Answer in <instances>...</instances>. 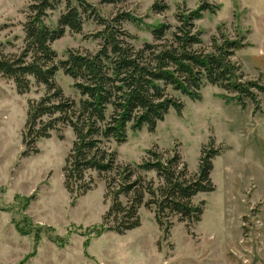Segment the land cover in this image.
Returning <instances> with one entry per match:
<instances>
[{"label":"rangeland","instance_id":"1","mask_svg":"<svg viewBox=\"0 0 264 264\" xmlns=\"http://www.w3.org/2000/svg\"><path fill=\"white\" fill-rule=\"evenodd\" d=\"M30 1L0 0V44L6 54H18L23 48V23ZM155 1L165 3L168 8L154 12L151 7ZM204 1L218 9L215 13L204 12L195 21L201 32L202 48L210 51L213 37L220 36V26L229 38L243 35L245 42L253 28L250 40L255 49L261 46L264 0ZM85 2L105 19L119 12H130L136 22H123L122 27L131 35L129 43L140 48L145 42L152 43L154 26L167 23L174 28L178 9H195L201 0ZM64 10L62 4L49 12L46 23L55 27ZM88 14L89 11L82 13L80 33L67 29L51 44L56 62L65 59L71 49L97 51L99 41L92 35L101 27ZM243 48L235 51L232 60L245 74L243 80L262 84L258 70L253 68L252 73L249 69L251 61L242 60L247 50ZM55 82L65 96L79 98L72 79L62 70L57 72ZM45 93L43 86L32 82L30 91L19 94L13 81L0 74V264H264V211L260 205L248 203V196L231 194L232 177L250 167L240 163L235 170L236 163L233 168L231 154L226 151L236 145L230 131L236 134L251 126L249 120L244 121L249 118L246 104L255 106L250 98H244L247 103L238 111V107L221 103L237 94L215 85H204L201 100L170 92L183 104L180 113L170 109L153 131L144 127L128 132L123 143L106 144V148L116 152L118 164L139 163L146 151L153 148L176 151L190 174L197 172L204 146L211 141L214 148L220 149L211 172L215 189L194 198L196 204L204 202L198 223L174 222L165 233L155 222L153 212L142 206L140 226L118 234L106 230L102 220L109 204L104 201L102 175L87 172L93 187L78 197H72L64 187L63 167L74 139L69 127L62 126L50 138L40 139L36 144L38 152L22 156L28 101L38 100ZM97 227L104 229L99 236H95Z\"/></svg>","mask_w":264,"mask_h":264},{"label":"trees","instance_id":"2","mask_svg":"<svg viewBox=\"0 0 264 264\" xmlns=\"http://www.w3.org/2000/svg\"><path fill=\"white\" fill-rule=\"evenodd\" d=\"M62 4L65 10L55 27L49 26V12ZM167 8L159 1L151 7L156 13ZM217 9L204 0L195 9L179 8L174 28L167 23L154 26L152 43L135 48L128 41L131 35L122 27L123 22H136L130 12L105 19L85 0H31L23 23L22 50L6 54L0 44V74L13 81L17 92L27 93L32 82L46 91L38 100L28 101L22 156L38 152L40 139L50 138L62 126L69 127L74 139L63 167L64 187L72 197H78L93 187L87 172L102 175L104 201L109 203L102 218L106 230L124 234L139 227L142 206L153 212L165 233L174 222L195 224L201 220L204 202L196 204L194 198L215 189L211 172L213 159L220 153L211 141L203 147L194 174L188 173L176 151L153 148L139 163L118 164L116 152L106 148L112 141L125 142L130 131L144 127L153 131L170 109L180 113L183 104L170 92L201 100V89L210 84L235 92L233 99L242 107L244 98H250L258 109L252 89L264 92V85L243 80L245 74L232 60L235 51L247 45L243 35L229 38L220 26V36L213 37L210 51L201 47V32L195 21L204 12L215 13ZM88 11V17L94 16L101 27L92 35L99 48L95 52L71 49L65 59L56 62L51 44L67 29L80 33L82 13ZM59 70L72 79L77 100L65 96L56 84ZM95 229V236L104 230Z\"/></svg>","mask_w":264,"mask_h":264},{"label":"crops","instance_id":"3","mask_svg":"<svg viewBox=\"0 0 264 264\" xmlns=\"http://www.w3.org/2000/svg\"><path fill=\"white\" fill-rule=\"evenodd\" d=\"M261 30L264 33V25L261 22ZM249 37L247 38V45L244 46L245 58L242 60H250L252 65L249 67L253 73L255 71L261 74V82L264 85V37L262 38L261 46L255 49V44L250 40L253 34V28H251ZM252 51V52H251ZM243 61V70L246 71V65ZM248 65V64H247ZM249 66V65H248ZM258 100V109L255 106L246 104V111H249V118L246 117L244 121L250 122V127H247L246 131L232 133L231 137L236 141L235 148L229 146L226 151L231 154V161L235 170L240 167V163L249 165V170L238 172V176L235 174L231 181L232 195L238 194L240 196H248V203L260 205V209L264 211V92L256 93ZM226 107H238V111L242 109V106L235 100L221 101ZM242 112V110H241ZM240 119V117H239ZM241 145V146H239ZM232 146V145H231ZM237 152V154H235Z\"/></svg>","mask_w":264,"mask_h":264}]
</instances>
